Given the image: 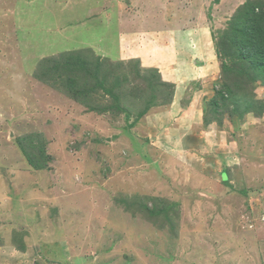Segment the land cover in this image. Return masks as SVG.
Here are the masks:
<instances>
[{"label":"rangeland","instance_id":"374dc122","mask_svg":"<svg viewBox=\"0 0 264 264\" xmlns=\"http://www.w3.org/2000/svg\"><path fill=\"white\" fill-rule=\"evenodd\" d=\"M4 231L13 264H264V0H0Z\"/></svg>","mask_w":264,"mask_h":264},{"label":"crops","instance_id":"0c3cea01","mask_svg":"<svg viewBox=\"0 0 264 264\" xmlns=\"http://www.w3.org/2000/svg\"><path fill=\"white\" fill-rule=\"evenodd\" d=\"M70 1V0H69ZM130 22L129 21H127V23L125 24L126 26L124 27V29L125 30H129V24ZM128 27V28H127ZM111 26L109 25L108 26V30L110 31L111 30ZM112 31V30H111ZM110 33V32H109ZM126 34V33H125ZM129 34V33H128ZM126 36V35H125ZM124 36V37H125ZM150 44V43H149ZM128 48H130L129 46H127V48L126 49H128ZM151 49V48H150ZM148 51V50H147ZM149 53H150V51H149ZM144 56V58H142V59H144V60H150L151 62L152 61H154V56H155V54L152 56L151 54H150V56H148V53L145 51L144 53H142V52H140L139 50H136V52L134 53V54H132V55H130V56H128V58H130V57H133V58H141V57H143ZM6 232L4 231V232H2L1 234H0V238H3V240L5 241V242H2V243H0V264H13L15 261H13V257H14V259H15V257H17V256H15L14 255V245L15 244H13V243H9V242H11L10 240L11 239H7L6 238V234H5ZM17 249V248H16ZM18 253H20V251H18ZM7 254H8V256H7ZM250 258V257H249Z\"/></svg>","mask_w":264,"mask_h":264},{"label":"trees","instance_id":"16d2710c","mask_svg":"<svg viewBox=\"0 0 264 264\" xmlns=\"http://www.w3.org/2000/svg\"><path fill=\"white\" fill-rule=\"evenodd\" d=\"M65 53H68V52H65ZM71 54L73 53V51H71L70 52ZM68 56H69V53H68ZM70 58H72V57H69V58H67L65 61L67 62V61H69L70 62ZM73 60V59H72ZM66 62H63V63H66ZM69 62H67L68 63V65H71ZM72 62V61H71ZM70 92H71V88H70ZM72 92H73V90H72ZM72 94H74V93H72Z\"/></svg>","mask_w":264,"mask_h":264}]
</instances>
